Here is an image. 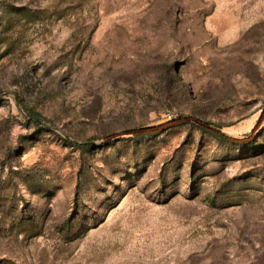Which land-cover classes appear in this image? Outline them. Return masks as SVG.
Returning a JSON list of instances; mask_svg holds the SVG:
<instances>
[{"label": "rangeland", "instance_id": "rangeland-1", "mask_svg": "<svg viewBox=\"0 0 264 264\" xmlns=\"http://www.w3.org/2000/svg\"><path fill=\"white\" fill-rule=\"evenodd\" d=\"M0 264H264V0H0Z\"/></svg>", "mask_w": 264, "mask_h": 264}, {"label": "trees", "instance_id": "trees-1", "mask_svg": "<svg viewBox=\"0 0 264 264\" xmlns=\"http://www.w3.org/2000/svg\"><path fill=\"white\" fill-rule=\"evenodd\" d=\"M31 115L33 116V118H35V120L39 121V119H37V118H39L38 114L31 113ZM185 122H192L195 125H197L199 128H201L202 130H205V131L211 133L212 135H214L215 137H217L221 140H225V141L246 142V141L252 140V138H253L252 135L250 137H246V138H242V139L232 137V136L226 134L225 132H223L218 127L212 125L211 123L203 121L202 119L193 118L190 116H180L176 119H172V120H170L166 123H163L159 126H144V127H140V128H134V129H131L129 131H126L125 133L135 135L137 137L149 136V135L156 134L159 131L165 130L169 127H172L176 124L185 123ZM114 137H115V135H114Z\"/></svg>", "mask_w": 264, "mask_h": 264}]
</instances>
